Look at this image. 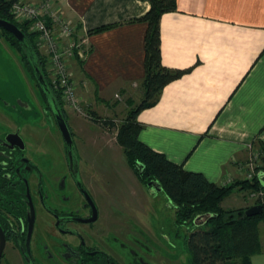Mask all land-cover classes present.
Masks as SVG:
<instances>
[{"label": "crops", "instance_id": "1", "mask_svg": "<svg viewBox=\"0 0 264 264\" xmlns=\"http://www.w3.org/2000/svg\"><path fill=\"white\" fill-rule=\"evenodd\" d=\"M54 3L83 43V59L69 63L82 104L93 115L140 103L147 23L138 19L150 3ZM160 61L183 72L137 113L139 139L224 186L247 179L251 145L260 153L256 173L264 185V0H176V9L160 19ZM250 192L237 208L256 201ZM260 227L261 250L251 264H264V223Z\"/></svg>", "mask_w": 264, "mask_h": 264}, {"label": "flooded vegetation", "instance_id": "2", "mask_svg": "<svg viewBox=\"0 0 264 264\" xmlns=\"http://www.w3.org/2000/svg\"><path fill=\"white\" fill-rule=\"evenodd\" d=\"M1 90V264H167L145 228L121 220L118 200L103 193L69 123L76 153L67 149L46 101L49 117H42L38 104L17 96L9 102Z\"/></svg>", "mask_w": 264, "mask_h": 264}, {"label": "trees", "instance_id": "3", "mask_svg": "<svg viewBox=\"0 0 264 264\" xmlns=\"http://www.w3.org/2000/svg\"><path fill=\"white\" fill-rule=\"evenodd\" d=\"M14 1L17 0H0V18L15 23L29 37L41 61L46 79L67 119L60 94L49 82L45 71L46 59L35 44V36L29 33L27 23L16 22L9 12ZM146 1L150 3V8L138 19L147 23L145 76L142 81L144 96L140 103L129 104L130 110L117 129V143L121 146L130 169L142 184L147 185L151 181L161 184L174 205L178 224L195 225L194 220L198 215H210L203 225L196 226L186 238L185 246L191 264H251L252 256L261 250L260 225L264 223V202L257 200L245 207L227 209L222 206V202L235 188L248 191L264 190L260 175L256 174L253 180H241L227 186L218 185L208 180L203 173L184 169L181 164L169 160L165 154L153 150L139 139L141 125L136 119L137 113L151 106L165 84L183 72L164 67L160 61V19L164 13L176 9V0ZM105 28L108 27L103 26L95 31ZM3 32L20 49L17 40L7 31ZM22 59L34 78L31 65L23 54ZM35 83L39 88L36 80ZM40 94L46 101L41 90ZM256 204L262 205L263 211L254 216H246L244 211Z\"/></svg>", "mask_w": 264, "mask_h": 264}, {"label": "rangeland", "instance_id": "4", "mask_svg": "<svg viewBox=\"0 0 264 264\" xmlns=\"http://www.w3.org/2000/svg\"><path fill=\"white\" fill-rule=\"evenodd\" d=\"M0 86L7 101L12 102L17 96L23 101H30L33 106L38 104L41 116L49 117L44 111L46 102L22 59L21 51L4 33H0ZM64 108L67 111V121L76 135L75 141L89 162L94 178L101 182L102 191L107 198L118 200L123 210L120 213L121 220L129 222L134 219L136 229L145 228L151 237L150 245L168 258L167 264H191L185 243L196 225L177 223L176 211L170 198L163 190L157 191L138 180L117 143V129L128 109L118 103L116 111L104 114L99 109L92 115L87 107L85 111L88 117H85L66 106ZM24 113L25 118H37L31 112ZM55 132V139L62 147L59 132ZM246 197L248 190L236 188L223 200L222 206L226 209L237 208ZM253 202L255 201H247L245 206Z\"/></svg>", "mask_w": 264, "mask_h": 264}, {"label": "built area", "instance_id": "5", "mask_svg": "<svg viewBox=\"0 0 264 264\" xmlns=\"http://www.w3.org/2000/svg\"><path fill=\"white\" fill-rule=\"evenodd\" d=\"M16 22L27 23L29 33L46 59L45 71L52 88L60 94L64 105L79 115L88 117L76 93L70 61L84 56L83 43L77 40V26L66 19L55 7L54 0L27 2L14 1L9 9ZM89 112V111H88ZM249 145L246 178L253 180L258 168L260 153ZM250 198L264 201V190L251 191Z\"/></svg>", "mask_w": 264, "mask_h": 264}, {"label": "water", "instance_id": "6", "mask_svg": "<svg viewBox=\"0 0 264 264\" xmlns=\"http://www.w3.org/2000/svg\"><path fill=\"white\" fill-rule=\"evenodd\" d=\"M0 28L8 31L17 40L23 52V55L26 57V59L31 65L34 78L37 84L39 85V88L42 91L53 113V116L63 136L67 149L69 150V152L73 151L74 153H76V146L74 143L72 132L69 128V125L64 116L62 108L56 98V95L52 91L46 79L45 73L41 65V61L29 37L15 23L9 20H6V19L0 18ZM147 186L152 187L156 189L157 191L163 190L161 184L158 181H151L147 184ZM262 211H263L262 205L256 204V205H252L251 207L247 208L244 211V214L246 216H254V215L261 213ZM209 217L210 215H198L194 220V224L196 226H201L208 220ZM5 243H6V239L4 237L3 232L0 229V264H1V256L4 250V247H5Z\"/></svg>", "mask_w": 264, "mask_h": 264}]
</instances>
